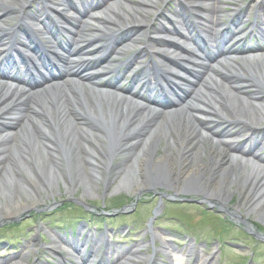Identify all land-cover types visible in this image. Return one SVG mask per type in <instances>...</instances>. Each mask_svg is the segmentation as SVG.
Segmentation results:
<instances>
[{
	"label": "bare ground",
	"instance_id": "1",
	"mask_svg": "<svg viewBox=\"0 0 264 264\" xmlns=\"http://www.w3.org/2000/svg\"><path fill=\"white\" fill-rule=\"evenodd\" d=\"M61 1L80 13L79 18L50 28L54 33L48 43L68 55L60 59L62 69L52 66L56 77L66 83L52 90L43 89L39 82H29L35 86L29 90L0 87V222L37 207L42 192L59 190L60 182L73 195L84 181L83 193L90 195L96 176L106 179L119 165L120 171L122 166L130 169L131 162L113 161L133 150V132L147 124L137 153L139 162L133 164L135 178H124L127 189L170 191L173 203L181 195L200 197L204 203L222 207L250 232L249 216L264 223V57L244 56L250 49H264V0H249L245 5L234 2L231 10L227 0H167L169 13L158 20L150 16L164 0H77L79 7L69 0H0V45L7 53L0 67L9 58L11 64L19 58L12 47L20 41L17 33L25 36L28 27L34 28L36 16L42 15L51 24V6L64 5ZM34 3L38 14L28 12ZM250 13L254 19L248 32L235 40L232 37L242 31L240 24ZM10 16L15 17L11 23ZM129 30L133 33L127 42L118 45ZM165 35L169 41L163 39ZM187 38L197 40L196 51L182 46ZM252 39L263 44L248 48L245 43ZM117 49L125 60L114 66L108 56ZM234 53L243 55L241 62L211 66L217 58ZM145 58L148 61L141 68L132 67L129 85L118 88L122 69ZM143 72L158 76L137 90L134 85ZM180 72L182 76L175 75ZM108 75L116 80L103 79ZM42 76L38 75L40 80ZM101 86L142 98L145 105L117 96L106 98ZM100 132L108 150L100 145ZM233 192H238L239 200L229 206ZM42 227L33 226L35 235ZM86 228L80 225L69 237L50 230L47 246L37 243V250L31 248L34 235L27 229L25 235L32 237L25 239L26 251L0 264H28L24 259L29 254L34 256L32 264L71 263L67 246L78 251L77 258L86 264L87 255L102 245L100 264H166L171 246L154 236L156 248L151 256L143 257L144 243L115 250L103 233ZM260 249L264 253V243ZM235 252H244V247H235Z\"/></svg>",
	"mask_w": 264,
	"mask_h": 264
},
{
	"label": "rangeland",
	"instance_id": "2",
	"mask_svg": "<svg viewBox=\"0 0 264 264\" xmlns=\"http://www.w3.org/2000/svg\"><path fill=\"white\" fill-rule=\"evenodd\" d=\"M248 1L227 0V6L231 10L234 8V2L245 5ZM166 3L167 0L159 2L155 13L150 16V19L155 18L158 20L163 15L168 14ZM10 17L12 20L15 19L14 16ZM252 18V13H250L245 22L240 25L242 27L241 33L248 30ZM166 26L169 25L166 24ZM132 33L130 30L124 32L117 41L118 45L127 42V38ZM241 36L238 35L235 39ZM184 46L189 51H196L195 40L187 39ZM1 49L2 46H0V51ZM117 51L118 49L110 55L114 65H119L124 60L116 54ZM200 58L204 61L202 54ZM115 59H118V61H114ZM218 61L221 60L217 59L211 62V65L216 67ZM136 66H141V64L138 63ZM144 78L146 77L140 79L143 80ZM129 80L130 74H124V78L119 83L124 87ZM147 126V124H144L140 127V130L138 129L139 131L133 132V139L131 140L133 150L113 161L114 164L131 162L132 167L130 169L121 165L123 170L120 171L119 165L111 174L107 175L106 179H100L96 176L94 180H91L93 192L90 195L83 193L85 191L84 181L78 183L73 195L66 192L63 183L60 182L59 190L54 188L42 192V201L39 202L37 207L15 218L0 222V260L13 257L19 251H26L24 249L25 239L32 237L25 235L27 229H32L31 234L34 235V246L31 248L37 250V243L38 245L47 246L50 230L67 234L66 236L69 237L70 232L75 235L78 227L83 225L87 227V230H92L96 234L103 233L106 242L110 243L115 250L125 247L138 248L141 242L144 243V245H147V249L141 251L143 257L151 256L158 244L152 240L153 236L157 238L156 240L167 242L170 244L171 249L167 250L168 259L165 261L166 264H201L211 258L213 259L209 264H264V253L260 249L262 243H264V223H261L252 215L248 217L253 229L250 232L243 222L234 218L222 207L204 203L200 197L189 194L181 195L176 199L177 202L173 203L170 191L165 192L159 189L135 193L133 190L127 189L128 183L124 178H127L128 181L133 177L135 178L136 170L133 164L139 162L137 153L143 139L146 137ZM101 136L102 133L98 138L100 145L104 147V150L105 147L108 150V143ZM119 141L117 140L118 143ZM161 145H163V142H161ZM248 163L257 166V163H253L251 160H248ZM100 173L101 169L98 170L97 175H100ZM51 192L53 197L49 196ZM116 197H122L123 201L126 202L119 208L122 209L119 213L111 206L112 199ZM8 198V193H6L5 201H8ZM238 200V192H233L228 201L229 206H234ZM82 208H86V210H82ZM154 209L156 213L152 222L149 223ZM91 213L94 216L90 219ZM37 224L43 227L42 231L35 235L33 226ZM251 233H254V235L259 233L257 234L259 238L252 236ZM240 245L244 247V252H235V247ZM164 248L167 249L166 246ZM65 250L73 258V262L67 264H80L75 251L70 246L65 247ZM104 250L105 247L102 245L95 254H88L87 264H97L95 260H100ZM37 256L35 254V258ZM55 258L57 259L58 256L56 255ZM24 262L33 263L34 256L29 254Z\"/></svg>",
	"mask_w": 264,
	"mask_h": 264
},
{
	"label": "trees",
	"instance_id": "3",
	"mask_svg": "<svg viewBox=\"0 0 264 264\" xmlns=\"http://www.w3.org/2000/svg\"><path fill=\"white\" fill-rule=\"evenodd\" d=\"M112 204L118 205L119 203L123 202L122 197H116L112 199Z\"/></svg>",
	"mask_w": 264,
	"mask_h": 264
}]
</instances>
